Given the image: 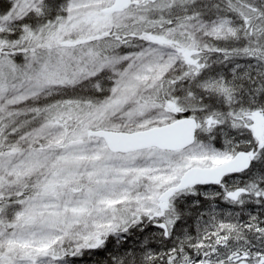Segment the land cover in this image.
Segmentation results:
<instances>
[{"label": "snow or ice", "instance_id": "snow-or-ice-1", "mask_svg": "<svg viewBox=\"0 0 264 264\" xmlns=\"http://www.w3.org/2000/svg\"><path fill=\"white\" fill-rule=\"evenodd\" d=\"M0 264H264V0H0Z\"/></svg>", "mask_w": 264, "mask_h": 264}]
</instances>
